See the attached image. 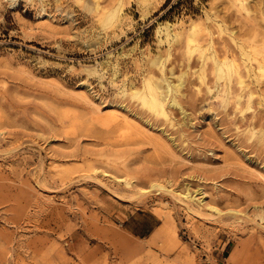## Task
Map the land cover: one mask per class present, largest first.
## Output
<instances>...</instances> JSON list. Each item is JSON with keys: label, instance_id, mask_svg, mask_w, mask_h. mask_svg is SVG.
<instances>
[{"label": "rangeland", "instance_id": "rangeland-1", "mask_svg": "<svg viewBox=\"0 0 264 264\" xmlns=\"http://www.w3.org/2000/svg\"><path fill=\"white\" fill-rule=\"evenodd\" d=\"M0 264H264V0H0Z\"/></svg>", "mask_w": 264, "mask_h": 264}, {"label": "bare ground", "instance_id": "bare-ground-1", "mask_svg": "<svg viewBox=\"0 0 264 264\" xmlns=\"http://www.w3.org/2000/svg\"><path fill=\"white\" fill-rule=\"evenodd\" d=\"M100 12V11H99ZM115 12L113 11V12H111V13H109L108 15L106 14V16H107V18H109L110 16H111V18H114V16H115ZM191 29H192V27H191ZM176 35V34H175ZM177 38V37H176ZM178 38H179V36H178ZM238 56V55H237ZM224 58H226V56H224ZM222 60V59H221ZM225 60V59H224ZM227 60V59H226ZM161 61V60H160ZM223 61V60H222ZM223 62H225V61H223ZM257 63V62H256ZM230 64V63H229ZM216 65L219 67L220 65H219V63H217L216 62ZM223 66V65H222ZM222 66H220L219 67V69L220 68H222ZM261 66V63H259V67ZM228 68H230L231 66L230 65H228L227 66ZM258 67V69L260 70V68ZM229 71V69H227V71L226 70H221V74L222 73H226V72H228ZM228 74V73H227ZM239 74V73H238ZM241 78V77H240ZM145 81V80H144ZM168 83V82H167ZM240 83V82H239ZM168 85H169V83H168ZM181 85V83H179V84H173V85H171L170 86V89L168 90V91H170L171 90V92H172V90H174L175 88L177 89V87H179ZM157 85H149V93H148V95H147V97H145L144 98V100H143V103L146 105V106H148L150 109H152V110H154L155 112H157L158 114H160V115H164V116H166L167 115V111H166V107H165V103H164V99H163V97H162V94H161V92H160V90H159V86H157ZM166 86V85H165ZM181 87V86H180ZM161 88V87H160ZM138 90V89H137ZM166 90V89H165ZM167 91V92H168ZM134 94L135 95H139L140 96V92H134ZM163 94H164V92H163ZM166 96H168L167 94H166ZM172 104L173 105H178V103H177V101H176V99H175V97H173L172 99ZM168 104V103H167ZM254 107V106H253ZM167 117H168V115H167ZM114 178V177H113ZM188 193V192H187ZM185 194H186V192H185ZM196 198V197H195ZM210 209V208H209ZM213 210V209H212ZM227 213V212H226Z\"/></svg>", "mask_w": 264, "mask_h": 264}, {"label": "crops", "instance_id": "crops-1", "mask_svg": "<svg viewBox=\"0 0 264 264\" xmlns=\"http://www.w3.org/2000/svg\"><path fill=\"white\" fill-rule=\"evenodd\" d=\"M154 230H143V231H137L134 233H131L133 236L138 237V239H143V240H147L151 237V235L153 234Z\"/></svg>", "mask_w": 264, "mask_h": 264}]
</instances>
